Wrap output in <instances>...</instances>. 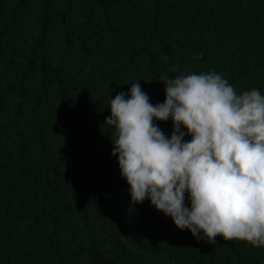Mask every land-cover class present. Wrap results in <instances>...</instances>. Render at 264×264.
<instances>
[{
  "label": "trees",
  "instance_id": "1",
  "mask_svg": "<svg viewBox=\"0 0 264 264\" xmlns=\"http://www.w3.org/2000/svg\"><path fill=\"white\" fill-rule=\"evenodd\" d=\"M253 1L0 0V264H264V247L130 203L103 126L131 83L162 103L161 75L215 70L264 93Z\"/></svg>",
  "mask_w": 264,
  "mask_h": 264
},
{
  "label": "clouds",
  "instance_id": "2",
  "mask_svg": "<svg viewBox=\"0 0 264 264\" xmlns=\"http://www.w3.org/2000/svg\"><path fill=\"white\" fill-rule=\"evenodd\" d=\"M159 81L162 103L131 83L111 98L103 123L130 203L147 198L198 240L264 247V93H237L215 70ZM168 120L170 136L154 122Z\"/></svg>",
  "mask_w": 264,
  "mask_h": 264
},
{
  "label": "rangeland",
  "instance_id": "3",
  "mask_svg": "<svg viewBox=\"0 0 264 264\" xmlns=\"http://www.w3.org/2000/svg\"><path fill=\"white\" fill-rule=\"evenodd\" d=\"M252 5L256 7L257 6V0L253 1ZM259 86H261V82L257 83V86L255 88H257Z\"/></svg>",
  "mask_w": 264,
  "mask_h": 264
}]
</instances>
